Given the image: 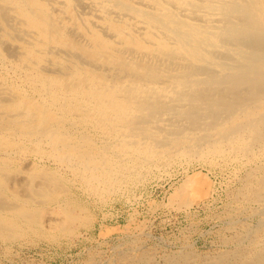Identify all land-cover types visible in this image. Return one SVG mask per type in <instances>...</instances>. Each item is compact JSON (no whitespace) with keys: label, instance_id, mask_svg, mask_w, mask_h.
<instances>
[{"label":"bare ground","instance_id":"6f19581e","mask_svg":"<svg viewBox=\"0 0 264 264\" xmlns=\"http://www.w3.org/2000/svg\"><path fill=\"white\" fill-rule=\"evenodd\" d=\"M30 155L59 173L31 164L26 179H14L15 162ZM192 159L248 168L232 196L235 215L264 205V0H0V237L24 216L52 224L49 197L69 198V184L103 198L130 194L128 183ZM69 209L70 221L82 215ZM262 214L233 249L204 258L187 249L165 263L264 264ZM129 255L120 258L152 262L143 250Z\"/></svg>","mask_w":264,"mask_h":264},{"label":"rangeland","instance_id":"374dc122","mask_svg":"<svg viewBox=\"0 0 264 264\" xmlns=\"http://www.w3.org/2000/svg\"><path fill=\"white\" fill-rule=\"evenodd\" d=\"M26 158L23 160H17L11 170L13 177H15L14 179H18L19 182L22 179H26L27 175H29L28 172H31V169L35 166H40V169H47L49 171H56L59 173V171L56 170V165L53 162L46 161L42 164L40 161V164H38L39 161L36 160L33 155H30ZM203 161L204 160L200 159H192L189 160L187 164L186 161H182L183 163L179 162L177 165L175 164L176 166L173 165V167L171 166L168 168L167 171L163 172L164 174L154 172L152 175L148 176L144 181H142L143 183H132V186L131 183H128L124 187L131 191L130 194H124V192L122 193L120 190H113V192L107 194V196H104L103 198L100 195L96 196L90 192L88 193V191H86L77 183H72L74 185L69 184V187L65 186L68 188L67 196L69 198L62 199L61 201H54L53 199L58 191H53L54 193L52 192L51 196L49 197V199L52 200L48 202L49 205L47 207L49 210H51L49 218L51 220L53 219L51 222L52 224L49 225L46 223L47 221H44V223L39 227L36 225L37 223H33V221L30 222V224L23 223L24 220L22 219H24L25 216L22 217V219H19L18 222L21 224V227H15L16 229L13 230L12 228H9L11 231L8 230V233H6L8 234L7 237H0L2 240H0V264H132L130 261L131 257L125 259L120 258L121 252H130L129 256H133V254H139L142 252V250L152 255V262H150V264H166L168 256H173L179 254L180 252L188 251L187 249H189V251L193 250L196 255L199 257L203 256V258L216 256L218 253L220 254V252L223 253L228 251V249H233L235 246V236L243 232L242 226L247 224H249L248 226H255L256 223L259 222L258 220H260V218L263 216L262 213L264 211V205L258 202L248 203L245 206L246 208H241L242 212L240 214L235 215L236 212L234 209L237 210V206H239V204L232 196L241 185V179L247 173L246 171L248 168L239 165L233 160L226 161L225 163L222 161H220V163L219 161H214V164L212 162L204 163L205 161ZM215 162L218 166L215 165ZM31 164H33V167L30 169L28 166ZM199 164L200 166H198ZM23 165H25L24 168L22 167ZM182 167H185L186 169ZM52 168L53 170H51ZM16 169L18 170L16 171ZM65 174L69 177H72L69 173L65 172ZM192 175H199L204 179L200 180L201 183L199 184L195 183V185H187L185 179ZM21 176L22 178H20ZM228 178L229 180H227ZM18 181L15 180L16 183H13L12 188H17L19 184ZM20 189L23 190L22 187ZM177 189L180 191L183 190V193L185 191L183 194L184 197L182 196L183 198L175 195L176 191H178ZM22 190L21 192H23ZM199 190L204 191V194L202 193L203 195L196 199L191 205L185 206L181 204V200L179 199L192 198L199 192ZM172 194H174V196ZM37 200L38 199L33 200L32 204L33 206L35 203V205L32 207L34 209V213L38 210V208L42 207L39 205L43 203L42 200H38V202H36ZM78 201L79 204L77 203ZM61 205H63L61 208L57 207ZM68 206L69 208H72L69 209ZM73 207L76 208L73 209ZM67 208L73 213V210H75L78 214H75V212L74 214L76 216L82 215L80 218L75 217V219L70 221L71 218L67 219L69 217H65V212L68 211ZM89 208L90 211L88 210ZM83 209L85 210L83 211ZM232 216H236L235 219L238 220L237 225L230 224ZM28 217H30V215H28ZM54 218L56 219L54 220ZM227 220L228 222H226ZM66 221H68L67 227L65 226V224H67ZM81 222H83L85 225ZM71 223L75 226L69 228L72 225ZM33 227H35L36 230ZM39 229L43 232H41ZM56 230L57 232H55ZM53 232L56 233L55 236ZM21 234H26V236L22 237ZM49 234L51 236H49ZM230 235L233 237V239ZM245 242L248 244V241ZM224 248L227 250H222ZM155 257L156 259L154 260L153 258Z\"/></svg>","mask_w":264,"mask_h":264}]
</instances>
